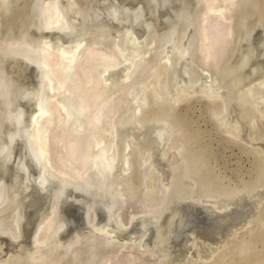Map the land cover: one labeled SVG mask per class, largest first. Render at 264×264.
<instances>
[{"label":"bare ground","instance_id":"bare-ground-1","mask_svg":"<svg viewBox=\"0 0 264 264\" xmlns=\"http://www.w3.org/2000/svg\"><path fill=\"white\" fill-rule=\"evenodd\" d=\"M34 1L0 0V96L5 97L4 107L0 108V145L3 156L0 163V264H10L20 252L30 260H38L39 264H217L221 257H227L228 248H232L240 234L249 229L250 218L257 213L260 204L263 205L264 188L261 187H264V183H259L263 189L261 191L259 188L261 193L258 189H254L258 193H255L256 195L251 192L254 196L246 198L243 191V200L241 195H237V200L234 201L232 195L234 199L226 193H216V190L203 192V188L202 191L199 189V193L195 191V195H184L181 200L186 209L183 208L185 214L188 213L187 221L185 219V223L177 227L178 229L171 228L166 237L162 236L160 225L163 222L160 223V216L164 212L165 201L172 186L171 179L167 182L168 178H171L169 172L173 171L174 162L178 160H181L182 166L186 165L185 155L189 150L188 142L181 138L179 128L165 111L177 109L193 99L202 98L217 106L215 110H211V117L221 133L241 144L254 145L258 140L254 142L253 135L258 132V138L261 128L256 133L253 130L255 134L251 133L256 124L251 122L248 128L242 126L234 109L232 111L226 108L230 104L233 105L234 100L229 105H224L225 95L221 97L229 92L231 79L238 77L239 80L244 73H235V78L227 77L226 83L230 81L229 90L225 86L222 92H226L223 94L217 89L219 85L215 86L210 77L211 69L219 64L224 52L229 49L228 39L233 32L232 13L240 7L243 0H193L198 11L196 10L197 14L191 15L195 16L193 21L187 20L186 23L192 27L193 36L191 33L188 41L184 40L188 35L184 26L182 30H185V35L178 36L179 42H174V38L178 37L172 33L171 28L170 32L167 30L170 34L166 40L161 36V39L168 43L162 41L165 45L156 48L152 47L149 36V43L145 39V31L150 35L153 33L150 29V16L156 8L166 7L165 3L167 7H174L179 2L42 0L41 24L44 29L39 34H33L31 27L34 22ZM261 2L260 6L264 4ZM189 4L187 2L186 5ZM185 12L180 10L172 17L176 16L178 20L181 13L187 17ZM256 14L258 15V12ZM181 17L183 18L182 14ZM251 20L248 18L247 21L252 23ZM165 21L172 22L173 26L176 24H173V20L166 19L164 23ZM261 25L264 27L262 22ZM15 27L18 31L12 33ZM262 27L260 29H264ZM259 33L255 32L256 35L249 39L251 45L254 44V47H249L250 50L255 49L252 50L254 52L251 60L250 54L248 56L250 66L244 67L249 69H245L247 72L243 71L246 80L245 76L243 79L248 82L243 87L255 85L264 94V49L262 51L259 48L264 44L257 41L261 37L260 34L261 38H264V33ZM242 42L241 46L245 43ZM258 44L261 45L258 47ZM16 46L39 51V60L32 63L33 69L7 58L8 50ZM246 48L248 50V46ZM240 51L237 52L239 56ZM238 54L237 59L235 56L232 62L234 59L238 62ZM192 63L195 65L193 72L189 70ZM236 63L235 66L238 65ZM231 64L230 66L234 65V62ZM150 70L151 74L147 77L145 73ZM44 75L54 87L51 95H44L41 101L36 93L39 92V86L42 88L46 85ZM243 79H240L241 82ZM132 80L133 83L130 82ZM134 85H138L137 97L133 101L127 100L128 89ZM71 89L75 92L73 103L83 119L73 115L64 105L63 95L67 92L74 94ZM22 93L33 96L34 100L24 109L33 160L24 155L23 162L19 165V160L15 161L14 155L18 154L17 147L21 146L16 132H13L9 112L13 105L22 107L18 103ZM253 93L251 96H254ZM229 98L231 101L234 97H228L226 100ZM257 98L252 97L256 102L253 103L255 115L252 113L254 118L251 119L264 123V96ZM152 106L165 111H161L160 115L151 113L147 120L141 119ZM245 117L244 115L242 118ZM86 121L93 126V129L89 127L91 131L86 129ZM71 127H74V130L82 129V136H75ZM261 134L262 132L259 138ZM261 144L264 145L263 142ZM252 149L256 152L257 148ZM260 149L262 153H259ZM260 149L257 152L262 159L264 150L261 147ZM36 156L45 159L55 174L69 179L78 177L77 185L73 186L75 189H72L71 185L52 183L50 180L56 179L55 175L51 179H43L45 187H42L41 176H36L35 173ZM97 156L100 157L96 163ZM108 162L113 172L110 177L112 188L117 185L124 186L121 189L118 187V190L116 188L120 197V206L117 209L122 212L121 216H117L119 232L113 230L107 218L109 210L117 205L116 202L106 201L102 182L98 181V186L96 178L90 179L94 166L99 167ZM84 170L88 172L82 174ZM195 174L198 173L194 172L193 175L196 176ZM191 178L194 179L190 174L189 181H192ZM195 186L196 183L193 188ZM86 189L87 193L84 192ZM56 193H60L62 198L56 197ZM238 196L243 203L240 208L234 207L237 206L235 202L239 201ZM103 207H106V210L102 209ZM178 207L177 209H182ZM138 208H144V211H147L145 214L149 216L142 222L145 233L140 230L138 211L135 212ZM263 208L264 206L260 207L259 213ZM174 209L171 213L175 212ZM5 211H8L7 217H4ZM73 213H77V217ZM165 216L167 218V215ZM164 218L162 219L165 220ZM151 227L156 230L154 237ZM164 233L166 234L165 230ZM117 235L121 238L120 241L125 242L116 246L115 250L120 256L113 255L116 251L106 247L108 237L117 238ZM47 238L50 247L45 250L43 245ZM153 239H158L161 244L157 245L155 241L153 242L156 244H152ZM139 240L144 248L142 254L135 250Z\"/></svg>","mask_w":264,"mask_h":264},{"label":"rangeland","instance_id":"rangeland-1","mask_svg":"<svg viewBox=\"0 0 264 264\" xmlns=\"http://www.w3.org/2000/svg\"><path fill=\"white\" fill-rule=\"evenodd\" d=\"M174 1H176V3L177 2H179V3L177 5H175L174 7H171L170 5H169V7H167V3H165L166 7H164V8H156L155 9L156 11L154 10V13H153L155 15L152 14L150 16L151 20H152L151 21V25H150V29L153 30V33L151 32V35H150V34L147 33V31H145V39H146V42L149 41V38H150V40H152L151 43H152V47L153 48H156V47H159V46H163V45H165L164 43H166V44L168 43L165 40L168 37V35L170 34L169 32L171 31L170 30L171 28H173L172 29V33L174 35H177V37L178 36L182 37V34L185 35L184 34L185 30H182L184 28V26H185V29H186V31L188 33L187 37L185 36L186 39H184L186 42L188 41V38H190V34L191 33H192L191 35L193 36L192 27L189 26L186 23H187V20L188 21H193L192 19H194L195 16L191 17L192 14H194V15H195V13L197 14L196 10L198 11V9H197L198 7L196 6V2H194L195 0L194 1L193 0H174ZM180 2H182V3H180ZM187 2H188V4L190 2V4L186 5ZM260 2H261V0H243V2L241 3L240 7L232 13L233 20L231 22V27L233 29V32H232V35L229 36V39H228V42H229L228 45L229 44L230 45H229V47H227V49L228 48L229 49L224 52V55L222 56V58H224V59L221 58V61L219 62V64L215 68L211 69L212 72H211V75H210L211 80L213 81L214 85L215 86L219 85V88L217 87V89H220L218 91H220L222 94L224 92H226V91L222 92L225 89L224 87L226 86V88L228 89L229 88L228 86L231 85L230 86L231 87L230 90L228 89L229 92L228 93L227 92L224 93L223 96L221 95V97H224V95H225V97L223 98V102H224V99H225L224 105H229L234 100L235 102L234 101L232 102L233 105L230 104L231 106L229 105V106H227V107L225 106V107L228 108V109H232V111L234 109V112H235L236 116L238 117L237 118L238 121L245 128H248L247 126H250L251 122H253V124H256V125L253 126L254 128H252V131H251V133H253V134H255L258 131V129H260V128H261V132L263 134L264 133V126H262V125H264V123H262V122L261 123L260 122L257 123V122H254V119H251L253 117V114L255 113L254 112V108H253V103L256 102L255 100L252 99V97L254 99L255 98L258 99L257 97L264 96V94L261 93L262 91L261 92L259 91L260 89L258 88V86L255 87V85H251V86H249V88L248 87L244 88L243 86H245V83H246V85L248 83L247 81H245L246 80L245 72H247V71H245V69H247V70L249 69L248 68L250 66L249 62H251V61H249L248 56H249V54H250V56L253 55L254 51H252V50L255 49V48H253L254 44L252 43V45H253L252 48L253 49L251 48L252 50H250L249 47H251L252 45H251L249 39H252V36L256 35V34H254L255 32L259 33V31L261 30L260 33H262V34L264 33V29H260L262 27L261 22L264 25V11H263L264 10V4H261V6H260ZM261 3H264V0H262ZM257 4H259V5H257ZM171 8H173V9H171ZM175 8H176V10H175ZM188 9L190 10L191 13L189 12ZM180 10H185L186 12H188V13L185 12L187 17L183 13H181L183 15V18H182L181 14H180V18H182V19L179 20L180 19L179 18L178 20H179V22L181 21L180 22L182 24L181 26H180L178 20H176L177 19L176 16L172 17L176 12H179ZM192 10H194V11H192ZM166 11H168V13ZM253 12H255V13H253ZM257 12H258V15L256 14ZM189 13H190V15H188ZM165 14H167V16ZM168 14H171V15H168ZM164 15H165V17H164ZM254 15H255L256 18H254ZM259 15H261V17H259ZM162 16H163V18H162ZM257 16L259 17V19H257L258 18ZM242 17H243L244 20L242 19ZM248 18L252 19L251 20L252 23H250V21H247ZM260 18L262 19V21H261ZM166 19L168 21H172L173 20V24L175 22L178 25L174 24V26H176V27H174L172 25V22L168 23V22L165 21V23H164V20H166ZM154 20H157L158 22L157 21L155 22ZM162 20H163V22H162ZM255 20H256V22H259V23H256ZM160 22H162L163 24L160 23ZM240 22H241V24H240ZM244 23H245V25H244ZM259 24H260V27L258 28ZM170 25H172V26H170ZM239 25H242L243 27H241ZM252 25H253V28H252ZM234 27H236V28H234ZM174 28H176V29H174ZM262 28H264V27H262ZM14 29H15V31H14ZM257 29H260V30L258 31ZM152 30H149V31H152ZM175 30L178 31V32H176ZM262 30H263V32H262ZM16 31H18L17 27L12 29V33H15ZM162 32H164L163 34H167V32H168V34L167 35H163ZM233 34H236V35H233ZM152 35L153 36L155 35L154 38H156V39H154ZM148 36H149V38H148ZM157 36H158V38H157ZM161 36L162 37L164 36L165 40L163 38L161 39ZM236 36L237 37L239 36V37L237 38ZM250 36H251V38H250ZM260 36L262 37L261 34H260ZM179 37L177 39L175 37L173 41L174 42H179L178 41ZM261 37L257 41H258V43L261 42V44L263 45L264 44V38H261ZM263 37H264V34H263ZM243 39H244V41H243ZM245 39H246V41H245ZM155 40L157 42H155ZM160 41H161V43H160ZM162 41L163 42L165 41V42L163 43ZM251 41H253V40H251ZM262 41H263V43H262ZM236 42H238V44ZM241 42L242 43L245 42V43L242 44V46H241L240 45ZM246 42H249V43H246ZM248 44H250V46ZM261 44H258V47ZM238 45H239V51L241 50L240 52L242 53V55L240 53V56L237 53V52H239L238 51ZM246 45L248 46V50H250V51L247 50V48H246L247 46ZM243 46H244V48H242ZM263 47H264V45L262 47L260 46L259 48L263 51V49H264ZM243 49H245L246 51L243 50ZM245 53H247V54H245ZM237 54L240 57V59H238V62L240 60V63H238V62L236 63L235 62V61H237L236 60L237 59V56H236ZM243 54H244V56H243ZM235 56H236V59H234V61H233L234 65H232L233 64L232 59ZM197 57H195V58H197ZM249 58L251 60L252 56L249 57ZM231 62H232V64H231ZM235 63L238 64L239 66L238 65L235 66ZM225 64H226L227 67H225ZM230 64L232 66H230ZM246 65L248 67L244 68ZM194 69H195V65H194V63H192L190 65V69L189 70H192V72H193ZM235 69H236V71H235ZM243 71H245V72H243ZM7 72H8V70L6 71V73ZM235 73H240L241 75H243V73H244V75L241 78L239 77V80H240V79H243L244 76H245V80L243 79L244 82H243V80H242V82H241V80L240 81L237 80L238 77L235 78L237 76V74L235 76ZM240 74H239V76H241ZM7 75H9V73ZM223 75H225V76H223ZM223 77L224 78H227V77L228 78L229 77L233 78L234 77L235 79H231V82L229 81L230 83L228 82L229 83V85H228V83H226V80L228 81V78L224 80ZM216 78H218V79L216 80ZM232 80H235V81H232ZM234 82H236V83H234ZM218 83H220V84H218ZM241 84H243V85H241ZM238 86H240V88H242V87L243 88L239 89ZM231 89L234 90V91H232ZM257 89H258V91H257ZM235 90H236V92H235ZM241 90H244V91H241ZM254 90H255V92L253 93ZM234 92H235V94H234ZM252 93L254 94V96H251ZM227 95H228V97H231V98L234 97L235 99L233 98V99H231V101H229L230 100V98H229L228 101H227L226 100L228 98ZM234 95H236V96H234ZM246 96H248V97L246 98ZM195 100H197V101H195ZM226 101H227V103H226ZM240 104H241V108L242 109L240 108ZM235 105H236V107H235ZM237 105H239V106H237ZM247 106H248V108H247ZM238 107L241 110V112H240L241 115H239L240 114L239 113L240 110L238 109ZM216 108H217V106H215L213 104H210L206 100H204L202 98H200V99L197 98V99H193L190 102L178 107L177 109H170V110L168 109L169 110L168 112L165 111V110H162V109L159 110V108H157L156 106H152L149 109V111H146L147 113L145 112L141 116V119L147 120V119H149L151 117L152 114L156 115V113H157V115H160V113H162L161 111H163V112L165 111V113H168L170 115L171 118L170 117L169 118H170V120H172L174 125L176 124V127L179 128V132H180L181 138L183 140L187 141L188 145H189V150L186 152V155H185V157H186L185 158L186 165L182 166L181 160H178V161L174 162L175 165H173V167H174L173 171L171 170L169 172V176L171 178H168L167 182H170V179H171L172 186H171V188L169 190L170 193L168 194L167 199L165 201L164 212L160 216V223L163 222L161 224L162 226L160 225V231H161V234H163L162 236H164V237H166L169 234V232H171L170 231L171 228H173V230L174 229H178L177 227H180L181 225H183L185 223L184 220L186 219L185 221H187V219H188L187 218L188 217V213L185 214V212H186L185 210L186 209L184 208L185 206L182 205L183 202H182L181 199L183 197H185L187 195H191V193H192V195H195L197 191H198L197 193L200 192L199 189L203 188V192H204V190L206 192H208V191L211 192V191L216 190V193H218V191H219V193L221 192L222 194L226 193L227 196H230L231 198L234 197L235 199L234 198L233 199L235 201V200H237L236 199L237 195H241L242 196L244 194V192L246 194V198H247V196H254L255 193L258 194L256 190L258 189V191H259V188H260L259 183L260 182H261L260 184L264 183L263 182L264 181V177H263L264 176V172H263L264 171V162L262 163V159H264V156L262 155L263 157L261 159V156L257 152V150H259L260 147L263 148V150H264V145L261 144L262 142L264 143V140H263L264 139V135L262 136V134H261V138H259L260 137V133H261L260 130H259L258 138H257L258 132H257V134L255 136L252 134L254 139H255L254 142L257 139L259 141L261 140L260 142L258 140L255 142V144L257 143L258 145L257 144L256 145L259 146V147H257L255 144L254 145H247V144H243V143L241 144V142H239L237 140L230 139L229 137H227L226 135L221 133L217 127H215L216 125L213 122V118L211 117V110L213 111ZM249 109H251L253 111H251ZM242 110H243V112H242ZM249 111H251V112H249ZM248 114L249 115L251 114L250 117H249ZM244 115L247 117V118L245 117L246 119L242 118ZM121 118H123V114H121ZM243 119H244V122H243ZM248 121H249V123H248ZM176 122H178V123H176ZM260 126H262V127H260ZM262 128H263V131H262ZM253 130H254L255 133L253 132ZM204 131H206L205 134L203 133ZM249 146H251V147H249ZM254 146H256V147H254ZM252 148H257V149H255L256 152H254V150ZM259 151H261L259 153H262L261 149ZM226 163H228V165H226ZM259 167H261V168H259ZM257 169H259V170L257 171ZM189 171H191V172H189ZM194 172H197L198 174H195L196 176H194L193 175ZM189 173L191 174L192 177H194V179L191 178V180L194 182V184H193L192 181H189L190 180V174ZM187 176H189L188 179L186 178ZM184 179H185V181H184ZM177 181H178V183H177ZM195 183H196V186L193 188ZM257 183H258V185H257ZM181 185H183L184 187L181 186ZM207 187H210V188H207ZM261 188H264V187H261ZM227 189H229V190H227ZM254 189H256V190H254ZM248 190H250V191L248 192ZM201 191H202V189H201ZM261 191H263V189H261ZM251 192H253L254 194L251 193ZM178 194H180V195H178ZM244 197L242 196V200H243ZM238 198H239L240 202L236 201L238 204L235 202V205L238 206V207L234 206L236 208H240L242 206V204H243L242 200H241V197L238 196ZM262 202H263V205L261 203L260 206L258 207L259 209H260V207L262 208V206H264V201H262ZM176 206L177 207L181 206V207H178V208H182V209L184 208L185 210L184 209L183 210L182 209H177ZM174 208H176V209H174ZM81 209H82V207H81ZM173 209H174L175 212L171 213V211ZM259 209L256 210L257 211L256 214L252 215L253 218H250L251 222L249 224V229H247L246 231H244L243 233L240 234V237L236 241L234 246L232 248H230V247L228 248L229 254L228 253L226 254L227 257H221L219 262H217V264H252V262H253V264H264V214H262V215L260 214L261 212L264 213V210L263 211L261 210V212L259 213V211H260ZM178 212L179 213L181 212L182 214L181 213L179 214ZM170 213H171V216H170ZM76 214L77 213H73V215L77 217ZM163 214L167 215V218ZM184 214L186 215L185 216L186 218L183 216ZM254 215H258V216H260V218L258 216H254ZM180 216H182V217H180ZM162 218H164L165 220H163ZM174 218L177 220L176 222H175ZM181 220H182V222H181ZM164 222L165 223L167 222V223L165 224ZM163 225H164V227H163ZM164 230H165L166 234L164 233ZM160 231L158 230V232H160ZM158 236H159V233H158ZM48 240L49 239L47 238V241ZM156 240L157 241H155V242L157 243V245L161 244L160 241H158V239H156ZM47 241L43 245V246H45V248H44L45 250H48L49 247H50L49 241L48 242ZM43 246H41V248ZM18 262H19V264H28L29 262H30L29 264H38L36 259L35 260H30V259H28V257H26V255H23L22 252H20V255H18V257L15 256L14 257V261L11 260L10 264H16V263L18 264Z\"/></svg>","mask_w":264,"mask_h":264},{"label":"water","instance_id":"water-1","mask_svg":"<svg viewBox=\"0 0 264 264\" xmlns=\"http://www.w3.org/2000/svg\"><path fill=\"white\" fill-rule=\"evenodd\" d=\"M33 8H34V18H33L34 22H33V26L31 27V29H32L33 34L34 33L35 34H39L44 29L43 24H41L42 23L41 20H43V3H42V0H35ZM24 49H25L26 53L24 52ZM24 49H22L20 46H16L14 49H11L10 51L8 50L7 58L10 59V60H14L16 62L18 61L19 63H22L23 65L26 64L28 67L33 69L34 68V65H33L34 62H37L39 60V51L31 50L29 48H24ZM149 74H151V70L147 71V74L145 73V75L147 77L149 76ZM141 75L143 77H146L143 74H141ZM43 79L46 82V85H45V87H42V88H41V86H39V92L36 93L37 94V98L39 100H41V101L43 100V98H44L43 96L44 95H49V94L51 95V90L54 87V84L52 82L50 83L48 81V78L45 75L43 76ZM133 80L130 81V82L133 83ZM71 91L74 94H72L70 92L69 93L67 92V93H65L63 95L65 100H63V99L62 100H63L64 105L66 106V108L68 110H70L73 113V115L79 117V119H80L82 116H81V114H79L78 109L75 107V105L73 103V99L75 98V92L72 89H71ZM128 91H129V96L126 99L127 100L129 99L130 101H133L137 97L138 85L137 86L134 85L133 88L128 89ZM1 95H4V94H1ZM58 95L59 94H57V96ZM58 98H60V97L58 96ZM4 99H5L4 96H0V108L4 107L3 106ZM33 101H34L33 100V96H30V95H27L25 93H22L20 98H19V100H18V103L21 104L22 107L19 108V107L13 105V106H11L10 112H9L10 113L11 123L13 125V132L14 131L16 132L19 146H21V148L17 147L18 154L14 155L15 156V161L19 160L18 161L19 165L22 164L23 159H24V155H26V157L28 159L31 158L33 160V157L31 156V150H32L31 149V144L29 143V139H28V135H29V131L27 129L28 124L26 123V117H24L25 116L24 109H27L29 107V104L32 103ZM81 119H83V118H81ZM85 125H86V129L87 130L91 131L90 128L93 129V126H91L89 123L85 124ZM85 125H84V128H85ZM74 129H75L74 127H71V130H72L73 134L75 136H78V138H80L82 136L81 135L82 134V129H77V130H74ZM1 152H2V149H1V145H0V163H2V161H3V156L1 154ZM99 155H101L100 152H99ZM36 157L37 158H35L36 159L35 160L36 161V164H35L36 165V171H35V173H36V176L37 175L41 176L40 179H42V181H41L42 182V185H41L42 187H45L43 179H45V180H46V178L47 179L48 178L51 179L53 177V175H55L56 179L53 178L52 180H50L52 183H58L59 185H66V186L67 185L68 186L71 185L72 189H75L73 186L77 185L78 177L73 178V179H69L68 177L61 176V175H59L57 173L55 174V171L53 169H52L53 171H51V169L48 167V165L46 164L45 159H43V158H41L39 156H36ZM98 157H100V156H97L96 161H95L96 163L99 162ZM87 172L88 171L84 170V171H82V174H85ZM112 173L113 172H112L111 164L108 162V163H104L103 165H100L99 167L97 165L94 166V169H92V172H91L92 175H90V174H88V175H90V179L91 180L93 178L97 179L98 186H100L99 182H102L101 185H102V188L104 189V192H105V197H106L105 200L106 201H108V202H114L115 201L116 202L117 205L112 210L111 209L109 210L107 218L109 219L110 225L113 226V230H116L117 232H119V229L117 228L119 226V223H117L118 222L117 216L118 215L119 216L122 215L121 209L120 210L117 209L118 206H120V201H119L120 197H119V194L117 193V190H118L119 186L117 185L114 189L112 188L111 179H110V177H112L111 176ZM54 181H56V182H54ZM121 187H119V188L121 189ZM49 188H50V186H49ZM102 188H100V190ZM116 188H117V190H116ZM87 189L84 192L87 193ZM86 193L84 194L85 196H86ZM56 194H57L56 197L62 198L60 193H56ZM0 195H1V193H0ZM103 200H104V197H103ZM102 209L106 210V207H103ZM136 211H138L137 212L138 213V221L141 224L140 225V230H141L142 233H145V230H144L145 228H144V225L142 224V222H143L145 217H147V218L149 217L147 214H145L147 211H144V208L135 209V212ZM7 213H8V211H5V213H4L5 216L4 217H7ZM13 215L15 217L17 216V214H13ZM16 219L17 218L14 219L15 222H16ZM154 229H155L154 227L150 228V230H152V236L153 237H154V234L156 232V230H154ZM120 239L121 238L118 235H117V238L115 236H109L106 247H110V249H112V250L117 249V247H116L117 244H119V243L120 244H125V242L120 241ZM153 241H155V240L154 239L151 240L152 244L154 243ZM44 243H46V242H44ZM141 244H142V241L139 240L137 242L136 246H135L136 247L135 250L138 253L144 252V248L142 247ZM115 251L116 252L112 253L113 255H116L117 253H119L117 250H115ZM117 255L120 256V254H117ZM130 259H132V258H130ZM36 261L38 262V260H36ZM38 264H39V262H38Z\"/></svg>","mask_w":264,"mask_h":264}]
</instances>
